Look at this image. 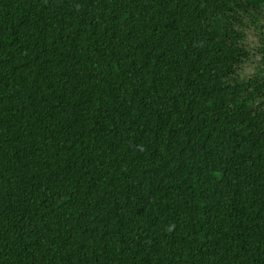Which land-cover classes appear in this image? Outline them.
I'll return each mask as SVG.
<instances>
[{"label": "trees", "instance_id": "trees-1", "mask_svg": "<svg viewBox=\"0 0 264 264\" xmlns=\"http://www.w3.org/2000/svg\"><path fill=\"white\" fill-rule=\"evenodd\" d=\"M263 19L0 0V264H264Z\"/></svg>", "mask_w": 264, "mask_h": 264}, {"label": "rangeland", "instance_id": "rangeland-1", "mask_svg": "<svg viewBox=\"0 0 264 264\" xmlns=\"http://www.w3.org/2000/svg\"><path fill=\"white\" fill-rule=\"evenodd\" d=\"M262 25L264 26V19L262 20ZM262 30H264L262 28ZM264 32V31H263ZM247 42L249 44V48H252V61L250 63H247L244 67H242L241 71H242V75H252L254 73V70L256 68V66L258 65L257 63H259V59H260V54L257 52L256 49H254V47H257L260 45V42L257 38V35H254V33L250 32L247 37Z\"/></svg>", "mask_w": 264, "mask_h": 264}]
</instances>
